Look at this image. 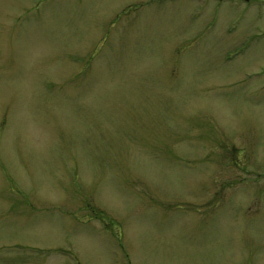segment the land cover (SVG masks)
Instances as JSON below:
<instances>
[{"label": "rangeland", "instance_id": "obj_1", "mask_svg": "<svg viewBox=\"0 0 264 264\" xmlns=\"http://www.w3.org/2000/svg\"><path fill=\"white\" fill-rule=\"evenodd\" d=\"M0 264H264V0H0Z\"/></svg>", "mask_w": 264, "mask_h": 264}]
</instances>
